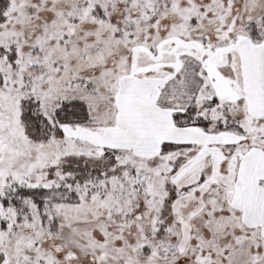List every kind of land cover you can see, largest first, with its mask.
I'll return each instance as SVG.
<instances>
[{
	"label": "snow or ice",
	"instance_id": "1",
	"mask_svg": "<svg viewBox=\"0 0 264 264\" xmlns=\"http://www.w3.org/2000/svg\"><path fill=\"white\" fill-rule=\"evenodd\" d=\"M0 264H264V0H0Z\"/></svg>",
	"mask_w": 264,
	"mask_h": 264
}]
</instances>
